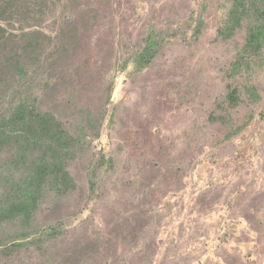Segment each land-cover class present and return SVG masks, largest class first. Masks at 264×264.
Wrapping results in <instances>:
<instances>
[{"label":"rangeland","instance_id":"1","mask_svg":"<svg viewBox=\"0 0 264 264\" xmlns=\"http://www.w3.org/2000/svg\"><path fill=\"white\" fill-rule=\"evenodd\" d=\"M232 3L0 0V264H264V45L219 36ZM23 110L69 178L12 217L56 159Z\"/></svg>","mask_w":264,"mask_h":264},{"label":"trees","instance_id":"2","mask_svg":"<svg viewBox=\"0 0 264 264\" xmlns=\"http://www.w3.org/2000/svg\"><path fill=\"white\" fill-rule=\"evenodd\" d=\"M246 20L250 22L247 28L244 50L255 54L264 45V0H233L225 26L218 30V34L225 39H229L242 28L243 22ZM231 101H237L234 94L231 95ZM20 114L23 121H27L26 125L30 135L38 137L41 140L40 142L55 154L56 159H53L50 155L49 161L44 160L37 167L28 184L30 186V196L28 199L25 198L23 202L13 204V207L8 211V214L11 213L12 217L20 216L23 213L29 214L30 209L36 204L39 192L36 187L52 179H58L60 176L65 179L69 178L60 155L63 150L69 149L70 144H72V140L61 129L59 122L50 114L33 115L30 113L29 115L24 110Z\"/></svg>","mask_w":264,"mask_h":264}]
</instances>
